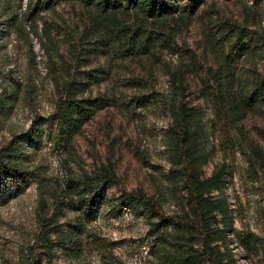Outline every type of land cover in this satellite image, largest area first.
<instances>
[{"label":"rangeland","instance_id":"rangeland-1","mask_svg":"<svg viewBox=\"0 0 264 264\" xmlns=\"http://www.w3.org/2000/svg\"><path fill=\"white\" fill-rule=\"evenodd\" d=\"M34 9L35 0H0V96L16 97L0 113V148L23 136L31 166L43 176L0 206V264H18L33 255L46 260V244L53 246L54 264L68 263L59 235L42 234L44 219H53L64 233L72 229L84 213L72 186L99 175L104 166L116 180L95 198L97 218L90 227L114 242L108 254L112 262L87 251L82 263L167 264L160 254L163 246L182 236L171 226L169 238L162 237L152 227L158 218L133 209L129 200L142 193L158 204L161 215L194 219L186 180L171 172L170 106L179 102L196 107L207 129L196 151L207 154V160L199 158L202 175L220 166L226 171L230 228L223 243L214 244L222 245L225 260L232 256L233 264H264V99L243 107L232 120L221 108L218 115L213 98V75L231 26L245 28L252 47L233 62L234 78L246 89L264 79V1L205 0L171 23L168 40L141 54L123 51L125 40L115 37L114 23L82 3ZM72 80L93 106L71 145L62 147L55 142L61 117L57 102ZM34 132L37 143L31 149L28 136ZM183 242L199 252L204 248L198 228H190ZM208 257L192 264H218Z\"/></svg>","mask_w":264,"mask_h":264},{"label":"trees","instance_id":"trees-1","mask_svg":"<svg viewBox=\"0 0 264 264\" xmlns=\"http://www.w3.org/2000/svg\"><path fill=\"white\" fill-rule=\"evenodd\" d=\"M180 1L35 0L34 10L40 11L61 2L82 3L88 8L95 9L96 16H104L114 23L115 37L125 40L123 51L129 54H141L150 51L157 42L168 40L167 29L171 28V23L188 17L199 4L205 2V0H187L186 4H182ZM254 1L257 3L264 0ZM130 19L133 21L131 22ZM224 38L223 46L219 51L220 68L213 75L217 88L213 98L219 108L218 115L221 116V111L224 110L227 117L233 120L238 119L243 107L250 108L253 103H257L259 98L264 99V79L253 82L250 89H246V84H238L232 71L233 62L238 56L252 51L251 36L245 28L231 26ZM83 92L78 82L72 80L64 87L58 99V110L61 117L57 129L58 138L55 142L62 147L71 145L74 133L92 110L93 102L90 98L83 97ZM14 97L13 94L0 96V113L14 105L12 103ZM170 109L173 119L169 138L174 157L171 161V172L183 175L186 180L185 189L189 203L193 207L194 219L190 214L181 217L161 215L158 204L142 193L133 194L129 205L133 209L141 207L157 217L158 221L152 223V227L162 237L169 238L171 226L176 231L178 230L177 235L182 236L180 240L163 246L160 254L167 264H192L203 255L209 256L210 260L218 264H233L232 256L225 260L227 251L222 250V245L214 244L219 240L223 243L227 229L230 228L231 208L224 193L225 168L224 166L216 167L208 177L202 175L199 158L204 155L207 160V154L203 153L199 156L196 151L200 150L202 137H206L207 129H204L198 119V110L185 102L172 103ZM33 134L37 136L38 133L34 132L28 136L31 149L37 143V138L33 137ZM22 137L14 136L10 142L0 148V206L25 193L33 183L43 180L37 168L31 166L33 159ZM115 180L113 172L104 166L99 175L83 177L75 182L72 192L78 195L79 202L83 203L84 213L79 217L78 223L66 233L61 230L60 224L54 223L53 219H44L42 234L56 233L59 235L57 242L65 248L69 260L66 264H83L82 259L87 251H97L106 257L113 249L114 242L98 236L90 224L97 218L95 198L104 194ZM92 191L94 195L86 197V193ZM215 192L218 195H215ZM71 206L77 209L75 205ZM220 223H223V228L220 227ZM192 227L198 228L203 236L204 248L200 252L192 245L183 242ZM47 240L45 237L44 241ZM45 246L47 248V253H44L47 256L46 260L33 255L22 257L18 264H54L51 254L53 246L50 244ZM108 258L112 262L111 257L108 256Z\"/></svg>","mask_w":264,"mask_h":264}]
</instances>
